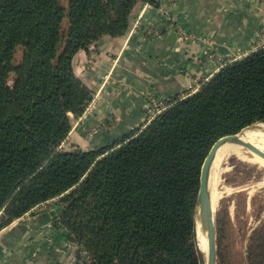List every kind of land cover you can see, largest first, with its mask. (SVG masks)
Returning <instances> with one entry per match:
<instances>
[{
    "label": "trees",
    "instance_id": "1",
    "mask_svg": "<svg viewBox=\"0 0 264 264\" xmlns=\"http://www.w3.org/2000/svg\"><path fill=\"white\" fill-rule=\"evenodd\" d=\"M140 3L159 7L0 0V229L60 198L56 224L85 251L82 264H199L202 166L220 138L264 129L256 124L264 123V46L172 98L119 142L64 149L73 119L93 99L75 56L126 35ZM248 262L264 264V223L250 237Z\"/></svg>",
    "mask_w": 264,
    "mask_h": 264
},
{
    "label": "crops",
    "instance_id": "2",
    "mask_svg": "<svg viewBox=\"0 0 264 264\" xmlns=\"http://www.w3.org/2000/svg\"><path fill=\"white\" fill-rule=\"evenodd\" d=\"M158 1L136 7L126 35L75 56L74 71L93 99L63 145L93 150L119 142L144 124L148 95L196 92L225 64L264 46V0ZM59 199L0 229V264H82L85 251L56 224Z\"/></svg>",
    "mask_w": 264,
    "mask_h": 264
},
{
    "label": "rangeland",
    "instance_id": "3",
    "mask_svg": "<svg viewBox=\"0 0 264 264\" xmlns=\"http://www.w3.org/2000/svg\"><path fill=\"white\" fill-rule=\"evenodd\" d=\"M61 3L66 6L68 0H61ZM140 4L147 5V3ZM136 22L137 20L133 27ZM90 63H84L85 69L90 68ZM146 119L145 114L144 124L139 128L147 125ZM77 120L78 118L73 119V125L77 124ZM62 147L67 150L74 149L67 144ZM222 168L220 182L215 187L216 192L221 193V198L216 201L214 210L217 264H249L250 237L253 231L264 223V161L257 155L237 151L228 155Z\"/></svg>",
    "mask_w": 264,
    "mask_h": 264
},
{
    "label": "water",
    "instance_id": "4",
    "mask_svg": "<svg viewBox=\"0 0 264 264\" xmlns=\"http://www.w3.org/2000/svg\"><path fill=\"white\" fill-rule=\"evenodd\" d=\"M264 124V123H258ZM239 134H231L220 138L211 148L204 164L202 166L200 189L198 193L197 210H196V250L199 258V264H207L204 255L200 247L198 246L197 239V224H201V233L206 234L208 238L209 256L208 264H217V231H216V219L214 214V207L212 203L211 191L209 188L211 171L216 159L219 148L226 142H232L235 144H242L258 157L264 160V151L259 149L253 144L245 143L239 140Z\"/></svg>",
    "mask_w": 264,
    "mask_h": 264
},
{
    "label": "bare ground",
    "instance_id": "5",
    "mask_svg": "<svg viewBox=\"0 0 264 264\" xmlns=\"http://www.w3.org/2000/svg\"><path fill=\"white\" fill-rule=\"evenodd\" d=\"M239 140L245 143L253 144L259 149L264 151V129H260L256 127L246 129L239 134ZM237 151L238 152L242 151L245 152L246 154L249 153L254 154L244 145L235 144L232 142L224 143L217 152L216 159L214 161L211 171L210 185H209L214 209L216 207V201L219 198H221V193H217L215 187L220 182V177L223 170L222 165L224 164L228 155L230 156L231 154ZM197 228H198V244L208 264V256H209L208 238L206 234L201 233V224L199 222L197 224Z\"/></svg>",
    "mask_w": 264,
    "mask_h": 264
},
{
    "label": "built area",
    "instance_id": "6",
    "mask_svg": "<svg viewBox=\"0 0 264 264\" xmlns=\"http://www.w3.org/2000/svg\"><path fill=\"white\" fill-rule=\"evenodd\" d=\"M168 15V12H164ZM170 19V17H168ZM139 20H137L135 26L133 27L132 31H136L135 29L138 27ZM184 36V34H182ZM186 37V36H185ZM89 63L91 60L88 61ZM169 99L156 97L153 95H148L145 99L144 110L147 116V124L150 123L158 114L164 111L168 107Z\"/></svg>",
    "mask_w": 264,
    "mask_h": 264
}]
</instances>
